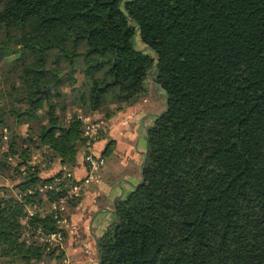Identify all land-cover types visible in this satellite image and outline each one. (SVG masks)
<instances>
[{
	"label": "trees",
	"instance_id": "1",
	"mask_svg": "<svg viewBox=\"0 0 264 264\" xmlns=\"http://www.w3.org/2000/svg\"><path fill=\"white\" fill-rule=\"evenodd\" d=\"M151 83L167 107L96 264H264V0H0V258L62 260L23 217L85 146L69 106L110 117Z\"/></svg>",
	"mask_w": 264,
	"mask_h": 264
},
{
	"label": "crops",
	"instance_id": "2",
	"mask_svg": "<svg viewBox=\"0 0 264 264\" xmlns=\"http://www.w3.org/2000/svg\"><path fill=\"white\" fill-rule=\"evenodd\" d=\"M147 98H141L135 104L116 111L112 116L105 117L103 112H95L89 116L103 119L105 124L101 136L93 143L96 153L104 154L105 165L101 169V179L90 182L80 197L73 199L69 205L70 223L66 229L64 256L56 263L64 264H96L98 261L97 239L103 234L110 222L115 218L114 204L118 198H124L133 186L142 180V169L147 149V128L153 124L156 106ZM155 86V85H154ZM156 91H160L155 86ZM164 95V92L160 93ZM158 112V110H157ZM86 146L77 154L73 165L77 177L87 174L88 168L84 161ZM60 167L55 161L42 172L43 176L53 175ZM126 169L117 173L114 169ZM137 173L141 175H136ZM111 175H118L111 179ZM120 177V178H119ZM103 196V197H102Z\"/></svg>",
	"mask_w": 264,
	"mask_h": 264
},
{
	"label": "built area",
	"instance_id": "3",
	"mask_svg": "<svg viewBox=\"0 0 264 264\" xmlns=\"http://www.w3.org/2000/svg\"><path fill=\"white\" fill-rule=\"evenodd\" d=\"M79 117L84 122L83 134L86 137L84 161L88 172L82 177H77L73 166L68 163H60L59 169L51 181L43 182L38 185V191L45 194L48 190H60L62 193L54 198H37L26 204L27 213L24 217V235L29 240H35L47 244L48 248H62L65 241V230L70 223L69 205L73 199L82 195L84 188L94 181L101 179V169L105 165L106 157L104 154L96 153L92 147L93 143L100 138L101 130L105 124L103 119H93L89 115L80 114ZM7 138V136L5 137ZM36 159L37 155L34 154ZM32 191V190H30ZM52 214L55 221V229H49L42 224L32 225L29 223L31 216L35 214ZM58 249V250H59ZM6 264H57L56 259L44 257L34 259H10Z\"/></svg>",
	"mask_w": 264,
	"mask_h": 264
},
{
	"label": "rangeland",
	"instance_id": "4",
	"mask_svg": "<svg viewBox=\"0 0 264 264\" xmlns=\"http://www.w3.org/2000/svg\"><path fill=\"white\" fill-rule=\"evenodd\" d=\"M137 45L140 46V48L143 47V44L141 42H139V41L137 42ZM67 90H69V88ZM162 92H164L162 89H160V91H156L155 86L152 85L151 91H150V93L148 95V98L150 99L149 100L150 101V104H154V107L156 106V109L158 110V112L156 110V113H159V114L163 113L166 110V107H167V100H166V98L163 95H160V93H162ZM143 98H147V97L146 96H143L142 99ZM133 104H135V103H133ZM73 113H76V114L78 113V115H80V114H83L84 112L81 109L75 108L74 106H69V108L67 110V118L68 119L71 118V116L73 115ZM21 132L23 134L26 132V126H22L21 127ZM100 136H101V133H100ZM114 171L117 172V173H120V172H125L126 169H122V168L118 169V168L115 167ZM136 175H141V174L137 173ZM117 177H118V175H111V179L112 180L115 179V178H117ZM11 183H12L11 180H9L7 177H4V176L0 175V185H12ZM23 220H24V217H23ZM64 245H65V241L63 243V246ZM62 248H60L59 251H61ZM0 264H6V259L0 258Z\"/></svg>",
	"mask_w": 264,
	"mask_h": 264
},
{
	"label": "water",
	"instance_id": "5",
	"mask_svg": "<svg viewBox=\"0 0 264 264\" xmlns=\"http://www.w3.org/2000/svg\"><path fill=\"white\" fill-rule=\"evenodd\" d=\"M52 87V85L51 86H49V88H51ZM46 92V91H45Z\"/></svg>",
	"mask_w": 264,
	"mask_h": 264
}]
</instances>
